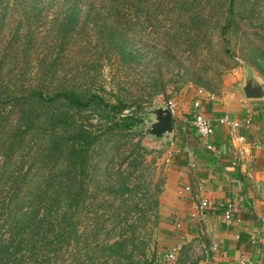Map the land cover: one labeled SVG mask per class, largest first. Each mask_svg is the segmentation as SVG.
I'll list each match as a JSON object with an SVG mask.
<instances>
[{
    "label": "rangeland",
    "instance_id": "1",
    "mask_svg": "<svg viewBox=\"0 0 264 264\" xmlns=\"http://www.w3.org/2000/svg\"><path fill=\"white\" fill-rule=\"evenodd\" d=\"M75 1L78 6L69 10ZM91 2L42 0L37 12L29 4L22 5L29 11L25 14L16 0H0V67L5 75L24 73L0 87V196L5 200L0 232L5 238L20 208L29 213L48 211L57 222L55 215L63 217L61 210L55 214L54 203L63 194L56 190L57 184L53 187L52 173L66 172L64 157H51L54 137L38 130L47 117L67 111L77 123L93 125L97 134L110 120L118 119L110 110L75 111L64 99L24 106L15 98L37 87L45 97L71 89L88 90L112 106L125 100L130 109L124 114H132L138 107L151 109L164 100H173L179 108L192 102L200 89L215 97L234 93L244 98L241 88L249 72L264 82V0H235V24L226 35L227 43L222 29L227 24L229 0H148L136 12L126 0ZM64 19L73 20L72 29L57 53L60 41L53 32ZM112 33L118 34L119 46L110 49L106 40ZM121 44L124 53L118 57ZM55 58L56 75L41 65L42 60ZM44 73L49 74L47 79ZM7 99L11 101L4 103ZM257 104L263 106L264 116V101ZM145 120L138 130L108 133L95 146L84 202L68 214L76 230L68 234V225L60 224L51 234L55 242L49 248L57 250V264H130L108 252L109 246L122 239L135 240V247L143 251L140 264H168L162 260L168 247L162 240L161 220L168 150L163 141L140 134L150 117ZM31 121L35 126L21 141L14 140ZM57 137L60 141L65 132L61 129ZM7 149L8 157L3 156ZM198 250L183 248L172 264H198Z\"/></svg>",
    "mask_w": 264,
    "mask_h": 264
},
{
    "label": "crops",
    "instance_id": "2",
    "mask_svg": "<svg viewBox=\"0 0 264 264\" xmlns=\"http://www.w3.org/2000/svg\"><path fill=\"white\" fill-rule=\"evenodd\" d=\"M194 100L177 107L173 133L163 141L169 162L161 197L166 254L175 252L177 260L191 247L199 248L198 264H264L263 106L234 93L204 99L202 112L214 126L206 142L193 126ZM222 118L231 125L221 124ZM204 200L231 205L232 222L226 224L222 210L200 216Z\"/></svg>",
    "mask_w": 264,
    "mask_h": 264
},
{
    "label": "trees",
    "instance_id": "3",
    "mask_svg": "<svg viewBox=\"0 0 264 264\" xmlns=\"http://www.w3.org/2000/svg\"><path fill=\"white\" fill-rule=\"evenodd\" d=\"M20 6V9L23 10L25 14L29 13V11L25 10L26 4H29L32 12H37V6L39 7L41 4H38L42 0H16ZM109 4H117L119 0H108ZM148 0H126V4H130V8L133 12H136L141 5L146 6ZM91 3H94L92 0ZM78 2L75 1L74 4L69 8L78 6ZM113 4V7L116 6ZM24 5L25 7H23ZM40 8V7H39ZM235 8V0H229V8H228V18L227 24L222 29V36L227 43L228 41L225 39L229 29L235 24L233 20V13ZM119 12V10H116ZM66 22L61 24L57 30L53 33H56L55 39L56 41H60L57 44V53L62 51L64 47V43L62 39L67 36L71 31V24L73 23L72 19H64ZM121 20V19H119ZM118 34L112 33V35L107 37V46L110 49L114 47H118L117 38ZM55 48V49H56ZM120 54L123 55L124 50L121 44L120 46ZM57 58L50 60H42L41 65H46L48 72H54V75L57 74L55 71L57 65ZM47 72V73H48ZM12 72L7 73L6 75L2 73L0 67V87L8 86L16 77H23L24 73H16L11 74ZM44 73L43 77L47 79L49 74ZM40 77H42L40 75ZM2 80L6 81V83L2 82ZM64 99L69 108L74 109L75 111H85L92 108H99L103 111H115L114 117L118 119L110 120L106 129L97 134L94 132L93 125L91 124H79L74 120V115H71L67 111H55L49 117H47L46 121L39 126L38 130L40 133H43L46 136L54 137L52 142V151L53 154L51 157L56 155L57 157H64V165L66 172L61 174H56L57 170H53L52 173V185L55 187L58 192L63 194V199L56 201L54 204L57 206L55 214H57L60 210V216L58 217V222L55 218H51L52 215H49L48 211L46 213L40 214V211L27 212L24 211L23 208L19 209V216L14 223L12 224V229L10 231V236L5 238L6 235L0 232V264H57V250L53 248H49L54 245L55 240H52L51 234H54L56 228L61 224L67 226L68 230L66 233L75 232L76 228L72 230L71 228V220L73 216H68V214L74 210L82 207L84 202V195L86 194V185L87 178L89 176V168L90 161L92 158V152L101 140L103 136L108 133H112L114 131H133L138 130L139 125L141 123L146 122V117L149 119L148 110H144L140 107L134 113L124 114L130 109V105H128L125 100H118L117 106H112L108 104L105 99L96 93H89L88 90L84 93H78L77 91L65 90L64 92H57L52 96H46L44 94V90L40 87L34 89L29 94H22L21 96L15 98V100L19 104L29 105L31 103H56L58 100ZM11 100H5L4 103H8ZM0 102L2 103V98L0 97ZM36 122L31 121L29 125L23 130L20 129L14 137V140H20L23 138L25 134L29 132L31 127L35 126ZM65 132V137L59 141L58 139V131ZM142 134L143 130L140 131ZM144 134V133H143ZM21 138V139H20ZM14 140L11 145H14ZM9 149L5 150L3 156L8 157ZM78 181V182H74ZM75 189V191H74ZM9 194H5V198L8 197ZM63 202H65L63 207ZM5 203V200L0 196V209L1 206ZM53 204V203H52ZM37 207V206H34ZM41 216V217H40ZM40 217V218H39ZM62 227V226H61ZM132 229V227H129ZM65 231V228H62ZM8 232V231H7ZM63 233L62 235H66ZM59 235L56 236L58 238ZM16 243V246L13 247V244ZM132 249L129 250L130 245ZM135 240L132 242L120 240L113 245L109 246L108 252L110 251L112 258H117V256H121L123 260H126L130 264H140L139 256L142 255V250L140 248L135 247ZM33 245V246H30ZM38 245H42L41 248H38ZM123 248H126L123 250ZM164 261V258L162 259Z\"/></svg>",
    "mask_w": 264,
    "mask_h": 264
},
{
    "label": "built area",
    "instance_id": "4",
    "mask_svg": "<svg viewBox=\"0 0 264 264\" xmlns=\"http://www.w3.org/2000/svg\"><path fill=\"white\" fill-rule=\"evenodd\" d=\"M215 96L208 93L207 91L200 89L197 92V97L193 102V126L198 134V136L204 140L208 141L214 134V126L211 121L205 118L204 113L202 112V104L204 99L214 100ZM157 105H163L170 111L173 120L176 119L178 114V108L177 104L173 100H164L160 104ZM221 124H230L228 118H222L220 120ZM234 127H238L237 124L234 125ZM207 149L211 150V146L209 143H207ZM213 210H222L224 211V217L226 224H230L232 222L234 209L231 205L224 206L222 204H217L211 200H204L199 203L198 205V211L199 215L202 216L206 211H213ZM261 225L264 228V215L261 219ZM164 261L166 263H173L176 261V253L170 252L166 254Z\"/></svg>",
    "mask_w": 264,
    "mask_h": 264
},
{
    "label": "water",
    "instance_id": "5",
    "mask_svg": "<svg viewBox=\"0 0 264 264\" xmlns=\"http://www.w3.org/2000/svg\"><path fill=\"white\" fill-rule=\"evenodd\" d=\"M246 100L264 101V82L260 81L253 72L246 76L241 88ZM150 122L143 133L155 141H164L173 133V117L163 105H157L148 110ZM147 123V122H146Z\"/></svg>",
    "mask_w": 264,
    "mask_h": 264
}]
</instances>
